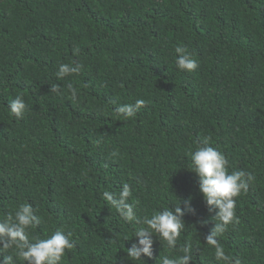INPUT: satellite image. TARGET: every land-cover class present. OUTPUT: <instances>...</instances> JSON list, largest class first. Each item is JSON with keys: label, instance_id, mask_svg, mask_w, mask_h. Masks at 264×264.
Returning a JSON list of instances; mask_svg holds the SVG:
<instances>
[{"label": "trees", "instance_id": "1", "mask_svg": "<svg viewBox=\"0 0 264 264\" xmlns=\"http://www.w3.org/2000/svg\"><path fill=\"white\" fill-rule=\"evenodd\" d=\"M177 45L194 71L176 67ZM61 63L81 68L57 79ZM17 95L21 118L8 108ZM137 99L145 104L134 117L115 111ZM204 141L229 172L253 176L217 237L227 260L206 243L215 210L190 170ZM123 184L140 218L180 202L178 248L192 245L189 264H264V0H0V219L31 203L39 224L30 239L71 234L60 264L178 255L153 235L152 257L127 256L142 225L102 197Z\"/></svg>", "mask_w": 264, "mask_h": 264}, {"label": "clouds", "instance_id": "2", "mask_svg": "<svg viewBox=\"0 0 264 264\" xmlns=\"http://www.w3.org/2000/svg\"><path fill=\"white\" fill-rule=\"evenodd\" d=\"M74 52H78V49ZM175 53L176 67L181 71L192 72L198 67L197 61L186 47L177 45ZM80 68L79 64L61 63L56 72L57 79L78 73ZM68 87L72 98L75 99L77 90L71 85ZM50 91H58V85H51ZM144 104L143 99H137L134 104L119 105L115 111L124 118H131ZM8 108L15 117L21 118L26 109L23 97L17 95L10 99ZM190 160V170L198 176V190L203 196L208 211L215 210L213 217L216 222L210 233L205 236L206 243L214 248L217 261L227 260L217 237L222 235L227 226L235 220L234 197L240 195L242 191H247L253 176L239 170L229 172L226 156L207 141L191 152ZM131 195L132 189L128 184H123L118 192L104 191L102 193V197L116 208L125 221L142 225L134 231L133 236L137 239L132 242L131 247L127 248V256L134 260H141L144 256L152 257V237L155 235L169 249H178L179 253L174 257L160 256L156 259V264H189V261L193 259L192 245L185 244L178 248V240L185 227L184 210L179 206L180 202L174 210L163 208L150 216L140 218L133 204L128 202ZM184 204L187 211L195 212L191 205V197L186 199ZM37 224H39V217L34 213L31 203H20L13 212L7 213L0 219V257H2L0 264H16L17 258L27 264H60L65 251L74 247L70 239L71 234L58 229L46 238L30 239L28 230ZM236 264H240V261L236 260Z\"/></svg>", "mask_w": 264, "mask_h": 264}]
</instances>
